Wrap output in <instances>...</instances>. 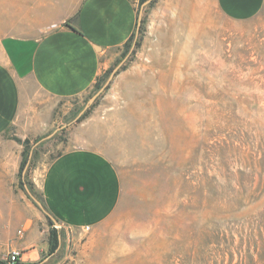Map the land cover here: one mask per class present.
<instances>
[{"label": "rangeland", "instance_id": "obj_1", "mask_svg": "<svg viewBox=\"0 0 264 264\" xmlns=\"http://www.w3.org/2000/svg\"><path fill=\"white\" fill-rule=\"evenodd\" d=\"M50 1L0 0V39L61 15L67 0ZM137 13L98 88L59 100L40 131L0 136V264L6 245L48 239L25 187L47 211L41 175L77 147L112 162L119 203L90 229L57 221L58 247L36 264H264V15L232 23L212 0H138Z\"/></svg>", "mask_w": 264, "mask_h": 264}, {"label": "crops", "instance_id": "obj_2", "mask_svg": "<svg viewBox=\"0 0 264 264\" xmlns=\"http://www.w3.org/2000/svg\"><path fill=\"white\" fill-rule=\"evenodd\" d=\"M212 2L232 23L264 15V0ZM137 3L67 0L61 15L30 22L23 35L1 38L0 136L12 126L40 131L59 100L89 93L110 66L113 52L135 32ZM47 5L50 11L58 8L56 1ZM39 186L46 210L61 225L77 231L103 223L121 195L115 166L89 147L67 149L56 156L42 173ZM3 250H18L19 264H36L48 250V239L28 235Z\"/></svg>", "mask_w": 264, "mask_h": 264}, {"label": "water", "instance_id": "obj_3", "mask_svg": "<svg viewBox=\"0 0 264 264\" xmlns=\"http://www.w3.org/2000/svg\"><path fill=\"white\" fill-rule=\"evenodd\" d=\"M147 2H149V0H146V1H144L143 3H147ZM142 3V4H143ZM139 19H140V15H138V17H137V27H136V29H135V34H136V32H137V29H138V26H139ZM119 66H120V64L119 65H117L112 71H111V74L109 75V77H108V79L106 80V82H105V84L88 100V102H87V104H86V106H85V109L86 108H88V106L94 101V99L98 96V94L108 85V83L110 82V80L112 79V77H113V75H114V73L117 71V69L119 68ZM81 114V113H80ZM55 133V131H53L50 135H48V136H46L45 138H43V139H41V140H44V139H47V138H49V137H51L53 134ZM40 140V141H41ZM40 141H38V142H40ZM37 142V143H38ZM36 143V144H37ZM31 154V153H30ZM30 154H29V156H30ZM25 190H26V192H27V194L29 195V197H31L32 198V200L34 201V203L40 208V209H42L44 212H45V214L50 218V219H52V221H53V227L54 228H56V229H59L60 228V224H58V222H57V220L49 213V212H47V211H45L44 209H43V207H42V204L31 194V192L29 191V189H27V187H25Z\"/></svg>", "mask_w": 264, "mask_h": 264}, {"label": "trees", "instance_id": "obj_4", "mask_svg": "<svg viewBox=\"0 0 264 264\" xmlns=\"http://www.w3.org/2000/svg\"><path fill=\"white\" fill-rule=\"evenodd\" d=\"M146 0H140L141 3H143ZM135 36V32L132 33L130 38L127 40V42L124 44L127 46L130 42V40ZM96 88H98V83L96 81L95 85ZM27 161V153L24 155V160L21 163V168L23 167V164H25ZM51 228L49 230V235H48V249L49 253L52 254L58 247L59 239H58V230L53 227V224L50 222Z\"/></svg>", "mask_w": 264, "mask_h": 264}, {"label": "built area", "instance_id": "obj_5", "mask_svg": "<svg viewBox=\"0 0 264 264\" xmlns=\"http://www.w3.org/2000/svg\"><path fill=\"white\" fill-rule=\"evenodd\" d=\"M20 252L18 250H11L7 257L5 264H19Z\"/></svg>", "mask_w": 264, "mask_h": 264}]
</instances>
